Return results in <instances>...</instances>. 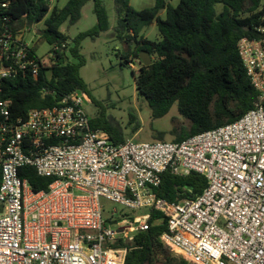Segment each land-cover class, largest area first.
<instances>
[{
	"label": "built area",
	"instance_id": "2783aa9c",
	"mask_svg": "<svg viewBox=\"0 0 264 264\" xmlns=\"http://www.w3.org/2000/svg\"><path fill=\"white\" fill-rule=\"evenodd\" d=\"M49 1L50 11L60 2ZM11 4L0 0L6 23ZM31 31L0 30V264H124L151 210L167 222L161 242L186 264H264V7L258 37L238 42L258 93L254 108L180 142L115 143L91 125L84 105L92 100L80 90L15 118L6 81L38 77L54 57L50 50L39 54L34 38L27 39ZM29 167L53 178L48 189H33ZM168 171L198 173L207 187L180 202L160 198L156 188ZM103 198L147 213L116 217Z\"/></svg>",
	"mask_w": 264,
	"mask_h": 264
},
{
	"label": "trees",
	"instance_id": "16d2710c",
	"mask_svg": "<svg viewBox=\"0 0 264 264\" xmlns=\"http://www.w3.org/2000/svg\"><path fill=\"white\" fill-rule=\"evenodd\" d=\"M11 1L10 9L4 13L11 21L4 22L0 14V30L34 28L44 21V28L37 29V33L54 54L50 67L42 69L38 77L18 75L6 81L4 94L11 101L13 116L24 117L33 108L53 107L78 90L87 92L93 100L80 74L85 65L81 43L110 29L104 1L92 0L96 25L72 41L61 29L77 24L91 0H67L63 7L56 4L51 11L49 0ZM114 2L115 34L128 47L122 64L138 61L137 90L148 101L153 118L165 116L176 104L180 115L189 122L187 126L173 127L172 141L180 142L235 122L254 108L258 93L246 73L238 42L243 37H258L264 0H180L177 6L169 0H156L153 7L142 10L134 9L130 0ZM217 4L223 5L219 13ZM162 11L165 18L160 16ZM154 22L161 36L156 41L141 35ZM142 52L151 56V65L141 62ZM91 125L105 130L115 143L126 140L114 123L95 118ZM164 139V133L157 137L158 141ZM25 171L36 191L48 189L53 181L51 177L38 176L33 168ZM206 187V178L198 173L178 176L168 171L156 194L170 202H180L202 194ZM148 222V227L128 244L124 264H186L161 242V235L168 230L162 213L151 210Z\"/></svg>",
	"mask_w": 264,
	"mask_h": 264
},
{
	"label": "rangeland",
	"instance_id": "374dc122",
	"mask_svg": "<svg viewBox=\"0 0 264 264\" xmlns=\"http://www.w3.org/2000/svg\"><path fill=\"white\" fill-rule=\"evenodd\" d=\"M109 13L110 29L101 33L96 39L86 38L81 43V53L85 59V65L81 68L80 74L87 83L91 93L92 102L85 103L84 108L90 119L99 118L104 122H111L120 127L126 139L135 142H155L158 141L159 134L164 133L166 141H172L170 134L174 126H187L189 122L184 119L175 104L168 114L161 118H153L152 110L148 101L139 95L135 74L138 73L139 66L135 68L122 64V56L126 54L128 47L115 34L117 26V16L114 0H103ZM180 0H169L173 6H177ZM67 0H60L58 3L63 7ZM131 6L136 10L151 8L156 0H130ZM222 4L216 5L217 12H221ZM162 18L166 13H160ZM97 19L93 12V1H89L82 10L80 21L68 27H62V31L69 36L70 41L79 33L90 30L96 25ZM44 21L37 24L32 31L27 34V39L32 40L35 46L39 47V54L46 56L50 46L37 33V29L44 28ZM142 36L149 40H160L161 36L156 22L145 28ZM133 119V120H131ZM102 206L108 212L116 208L119 217L122 213L131 215H142L147 210L141 209L132 211L126 209L105 198L101 199ZM109 217V213H105ZM176 257L181 258L176 253Z\"/></svg>",
	"mask_w": 264,
	"mask_h": 264
},
{
	"label": "water",
	"instance_id": "95a60500",
	"mask_svg": "<svg viewBox=\"0 0 264 264\" xmlns=\"http://www.w3.org/2000/svg\"><path fill=\"white\" fill-rule=\"evenodd\" d=\"M140 60L146 66H149L153 63L151 56L145 52L140 53Z\"/></svg>",
	"mask_w": 264,
	"mask_h": 264
}]
</instances>
